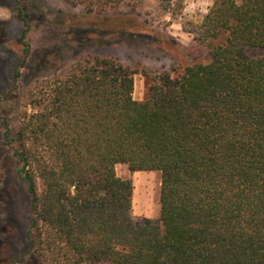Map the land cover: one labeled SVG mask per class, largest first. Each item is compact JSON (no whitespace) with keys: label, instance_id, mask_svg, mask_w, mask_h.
I'll use <instances>...</instances> for the list:
<instances>
[{"label":"trees","instance_id":"16d2710c","mask_svg":"<svg viewBox=\"0 0 264 264\" xmlns=\"http://www.w3.org/2000/svg\"><path fill=\"white\" fill-rule=\"evenodd\" d=\"M65 1L94 14L124 2ZM20 19L27 56L30 23ZM89 28L110 35L118 25ZM195 38L210 60L175 74L141 69V100L139 69L88 54L27 87L14 116L0 115L30 197L18 262L264 264V0H213ZM117 163L160 172L156 220L133 217V184Z\"/></svg>","mask_w":264,"mask_h":264},{"label":"rangeland","instance_id":"374dc122","mask_svg":"<svg viewBox=\"0 0 264 264\" xmlns=\"http://www.w3.org/2000/svg\"><path fill=\"white\" fill-rule=\"evenodd\" d=\"M212 3L213 0H124L116 11L94 14L65 0H19L20 13L14 0H0V115L14 116L27 87L44 74L58 72L88 54L113 55L139 69L134 74L133 97L143 99L149 81L141 69L150 73L168 69L175 74L190 62L210 60L208 48L195 37L197 25ZM19 13L30 23L27 56L17 41L23 28ZM106 19L118 25L110 35L89 28L91 23ZM22 60V74L14 82L13 68ZM17 168L0 125V264H26L17 260L26 251L30 197ZM115 171L132 181L133 217L156 220L160 172L130 170L126 163H117Z\"/></svg>","mask_w":264,"mask_h":264}]
</instances>
